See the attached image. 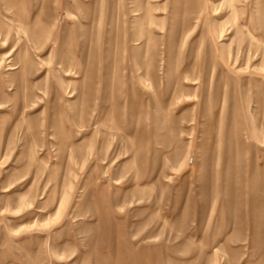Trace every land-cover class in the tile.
Segmentation results:
<instances>
[{"label":"rangeland","instance_id":"374dc122","mask_svg":"<svg viewBox=\"0 0 264 264\" xmlns=\"http://www.w3.org/2000/svg\"><path fill=\"white\" fill-rule=\"evenodd\" d=\"M0 264H264V0H0Z\"/></svg>","mask_w":264,"mask_h":264}]
</instances>
